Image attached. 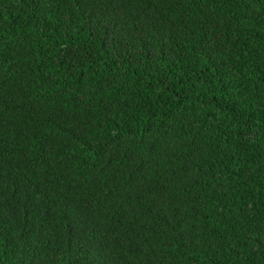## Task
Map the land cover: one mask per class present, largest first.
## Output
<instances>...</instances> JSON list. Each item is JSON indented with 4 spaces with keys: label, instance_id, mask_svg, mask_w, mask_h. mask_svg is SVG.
<instances>
[{
    "label": "trees",
    "instance_id": "obj_1",
    "mask_svg": "<svg viewBox=\"0 0 264 264\" xmlns=\"http://www.w3.org/2000/svg\"><path fill=\"white\" fill-rule=\"evenodd\" d=\"M0 264H264V0H0Z\"/></svg>",
    "mask_w": 264,
    "mask_h": 264
}]
</instances>
